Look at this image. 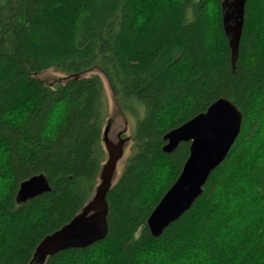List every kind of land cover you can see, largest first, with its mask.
I'll use <instances>...</instances> for the list:
<instances>
[{
	"label": "trees",
	"instance_id": "16d2710c",
	"mask_svg": "<svg viewBox=\"0 0 264 264\" xmlns=\"http://www.w3.org/2000/svg\"><path fill=\"white\" fill-rule=\"evenodd\" d=\"M222 1L0 0V264H262L264 0L246 3L235 68ZM47 70L63 78L39 76ZM106 86L135 120L107 194L108 233L39 263L38 244L100 183ZM220 97L242 111L240 134L192 206L154 237L148 217L190 147L166 153L164 135ZM36 174L51 190L18 203Z\"/></svg>",
	"mask_w": 264,
	"mask_h": 264
},
{
	"label": "water",
	"instance_id": "95a60500",
	"mask_svg": "<svg viewBox=\"0 0 264 264\" xmlns=\"http://www.w3.org/2000/svg\"><path fill=\"white\" fill-rule=\"evenodd\" d=\"M248 0H223L222 22L231 48L233 68L239 55L245 9ZM243 113L229 98L220 97L206 111L197 114L164 135L163 151L173 152L181 142H189V156L182 170L148 217L152 236H160L164 229L179 219L202 194L214 169L226 158L238 138ZM110 122L104 129V144L108 158L99 174L100 183L81 211L60 229L48 234L38 244L37 262L63 250L85 248L104 239L108 233L107 194L116 179L118 162L123 158L129 138L114 142L108 137ZM51 190L44 174H36L20 183L16 200L24 203Z\"/></svg>",
	"mask_w": 264,
	"mask_h": 264
},
{
	"label": "rangeland",
	"instance_id": "374dc122",
	"mask_svg": "<svg viewBox=\"0 0 264 264\" xmlns=\"http://www.w3.org/2000/svg\"><path fill=\"white\" fill-rule=\"evenodd\" d=\"M40 77L44 78L45 80L51 82L53 80L62 79L63 75H61L59 72L54 70H47L39 74ZM107 89V95H108V101L110 104V129L108 132V137L112 139L114 142H118L117 135L119 132L125 134L130 140L127 143L125 149H124V155L123 158L118 162L117 165V173H116V179L118 178L119 174L124 168L125 160L127 159L128 155L131 152L132 147V134L133 130L135 128V120L127 119L121 111L118 109V107L115 104V101L113 99L112 93L109 90V87L106 86ZM115 179V180H116Z\"/></svg>",
	"mask_w": 264,
	"mask_h": 264
},
{
	"label": "flooded vegetation",
	"instance_id": "af4514ba",
	"mask_svg": "<svg viewBox=\"0 0 264 264\" xmlns=\"http://www.w3.org/2000/svg\"><path fill=\"white\" fill-rule=\"evenodd\" d=\"M126 137L127 136L125 134L119 132L118 135H117V138H118L117 140L120 141L122 138H126Z\"/></svg>",
	"mask_w": 264,
	"mask_h": 264
},
{
	"label": "snow or ice",
	"instance_id": "6c2138e0",
	"mask_svg": "<svg viewBox=\"0 0 264 264\" xmlns=\"http://www.w3.org/2000/svg\"><path fill=\"white\" fill-rule=\"evenodd\" d=\"M262 264H264V261H262Z\"/></svg>",
	"mask_w": 264,
	"mask_h": 264
}]
</instances>
